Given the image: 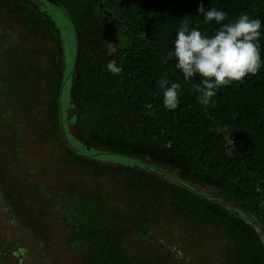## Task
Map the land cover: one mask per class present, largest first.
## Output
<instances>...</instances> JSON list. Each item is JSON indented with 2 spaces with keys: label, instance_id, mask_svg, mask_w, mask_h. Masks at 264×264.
<instances>
[{
  "label": "trees",
  "instance_id": "trees-1",
  "mask_svg": "<svg viewBox=\"0 0 264 264\" xmlns=\"http://www.w3.org/2000/svg\"><path fill=\"white\" fill-rule=\"evenodd\" d=\"M54 1L75 36L73 77L56 12L35 0H0V204L8 216L43 252L55 254V234L66 232L73 264H158L126 241L150 236L168 210L167 223L184 226L190 244L197 234L205 248L217 245L214 264H264V67L205 104L194 87L202 78L186 81L174 56L185 20L209 36L220 27L204 23L203 3L227 12L225 23L241 14L260 20L264 59V0ZM111 60L119 74L108 71ZM161 79L181 86L175 110L163 104ZM67 86L75 136L62 126ZM35 153L119 179L129 210L101 184L44 183L49 166H33ZM114 158L125 161L105 162ZM27 252L19 246L12 264Z\"/></svg>",
  "mask_w": 264,
  "mask_h": 264
},
{
  "label": "rangeland",
  "instance_id": "rangeland-1",
  "mask_svg": "<svg viewBox=\"0 0 264 264\" xmlns=\"http://www.w3.org/2000/svg\"><path fill=\"white\" fill-rule=\"evenodd\" d=\"M51 13L54 11L58 17V26L61 29L64 44V59L65 65L67 66V73L71 71V77L75 76L74 64L76 58V40L72 33V27L68 24L65 16L66 13L64 9L58 5L54 0H35ZM55 3V4H54ZM60 7H58V6ZM62 9V10H61ZM63 11V12H62ZM64 13V14H63ZM3 26V25H2ZM8 34H3L2 37H8ZM72 69V70H71ZM70 90L67 86L66 92L62 100L65 112L61 110L62 114V126L67 127L71 134L75 136V122L73 120L74 111L70 106L69 95ZM32 128L27 130L31 133ZM31 139H34L30 135ZM29 146L34 145V141L27 143ZM36 159L41 158L39 153H35ZM34 155V157H35ZM49 166L45 173L40 174L41 181L47 182L49 185H54L57 188L65 189L67 187V180L80 181L81 186L84 189H92L101 184L104 192L108 193L110 197L114 199H119L117 203L123 209L129 210V203L127 199L129 196L124 192L120 180L117 178H112L108 176H102L100 178H95L85 169L77 168L76 166H59L56 162V157H51V159L41 158V160L33 161V166L40 167L43 164ZM125 159L114 158L113 160H105L110 164H116L117 162H124ZM212 190V189H204ZM214 191V190H213ZM215 192V191H214ZM130 201V198H129ZM166 210L164 213H166ZM163 213V214H164ZM162 216V221L159 224L153 226L152 234L148 237L137 238L134 236H128L127 247L132 254L146 258V259H157L158 264H214V258L218 255L216 252H212L213 249H217V245L214 246L213 242H206V248L204 243H199L198 235L193 234V244L186 239L187 234L184 231V226L181 227L176 222L173 226H170L166 220V214ZM26 230V229H25ZM22 227H19L15 222L12 221L10 216H8L7 211L3 209L0 204V247H5L3 254H0V260L4 261L5 264H12L16 261V257L13 253L17 250L19 246H23L27 249L26 261L35 260L37 264H73L72 256L75 255L74 252L66 249L65 237L66 232L55 234L56 243H60L55 247V254L50 252H43L38 243H36L33 236L28 234ZM263 237L264 233L261 231ZM158 238H162L165 242L158 241ZM176 244V246H173ZM219 245V242H218ZM174 248V249H173ZM181 250V253L178 252ZM43 252V253H42ZM24 261L21 264H27ZM20 264V263H19ZM157 264V263H156Z\"/></svg>",
  "mask_w": 264,
  "mask_h": 264
},
{
  "label": "clouds",
  "instance_id": "clouds-1",
  "mask_svg": "<svg viewBox=\"0 0 264 264\" xmlns=\"http://www.w3.org/2000/svg\"><path fill=\"white\" fill-rule=\"evenodd\" d=\"M198 12L204 16V23L215 21L220 27L211 36L198 27H189L187 20L181 23L174 41L176 67L183 73L186 81L197 75L202 85L194 87L202 93V102L207 104L216 95V89L240 82L248 75L258 74L264 67L260 54L261 21L241 14L231 22L225 23L227 12L212 7L206 10L203 3ZM107 69L119 74L122 69L115 60L107 63ZM163 89V104L169 110L179 105V83L167 79L159 81Z\"/></svg>",
  "mask_w": 264,
  "mask_h": 264
}]
</instances>
